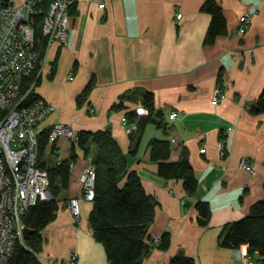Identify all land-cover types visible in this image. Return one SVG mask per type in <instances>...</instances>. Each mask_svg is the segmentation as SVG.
Listing matches in <instances>:
<instances>
[{
    "label": "crops",
    "instance_id": "0c3cea01",
    "mask_svg": "<svg viewBox=\"0 0 264 264\" xmlns=\"http://www.w3.org/2000/svg\"><path fill=\"white\" fill-rule=\"evenodd\" d=\"M23 1L10 0L14 6ZM206 1L76 0L70 11L69 44L55 42L47 51L38 69L39 82L32 88L38 98L56 107L39 133L57 123L73 124L77 132L110 127L126 154L132 139L121 119L126 110L141 107L145 92L154 94L155 108L163 111L162 120L171 128L148 125L137 156L129 157V168L158 203L152 240L169 234L171 244L167 250L152 247L141 264H171L178 255L196 264H245L237 257L238 249L221 245L222 230L264 200V113L252 110L264 90V0H214L225 16L227 34L212 45L205 44L212 20L202 10ZM248 12L253 13L249 27L240 33V19ZM90 83L88 97L79 104L78 97ZM217 88L225 98L213 105ZM124 98L126 108L112 110ZM172 111L179 113L174 121L169 117ZM223 136L224 157L219 146ZM153 139L171 142L172 162L187 154L199 180L195 197L185 193L183 181L158 174L150 159ZM47 150L73 162L57 217L43 231L40 261L67 264L77 253V264H110L105 247L93 236L92 201L83 196L81 176L91 160L80 150L73 158L72 141L65 137L48 144ZM244 158L252 159L255 174L241 169ZM71 199L78 201L79 221L68 208ZM198 201L210 206L207 226L198 223ZM242 247L248 251V245ZM251 257L247 264H264L258 253Z\"/></svg>",
    "mask_w": 264,
    "mask_h": 264
},
{
    "label": "trees",
    "instance_id": "16d2710c",
    "mask_svg": "<svg viewBox=\"0 0 264 264\" xmlns=\"http://www.w3.org/2000/svg\"><path fill=\"white\" fill-rule=\"evenodd\" d=\"M10 2V0H9ZM50 0H45L41 14L37 17V36L41 38L39 49L42 58L46 55L47 40L42 35V21L48 11ZM74 5L71 7V13ZM212 17L206 45H212L219 36L227 34V22L222 9L214 0H207L202 8ZM38 69L24 84V92L31 90L29 102L38 97L32 86L37 84ZM93 83H90L78 97L79 104L88 97ZM123 100L113 106L114 111L126 108ZM141 107L148 115L138 118L136 109L126 110L129 124L137 122L138 129L132 135V146L128 154L124 153L110 127L103 129H82L78 131L77 143L72 144L73 158L76 150L83 152L91 160L95 170L94 198L89 221L94 238L105 247L110 264H141L152 247L159 246L167 250L171 244L169 234H164L160 243L152 240L150 228L156 219L158 203L147 194L140 176L129 168V157L137 156L142 134L150 123L168 131V124L162 120L163 111L155 108V97L152 92L143 94ZM111 110V111H112ZM252 110L255 114L264 113V90ZM51 130V129H50ZM39 134V161L42 168L49 173V190L52 198L33 206L24 216L27 229L32 232L24 244H18L9 264H43L38 255L44 249L43 231L56 219L63 201V193L69 188L72 169V158L63 159L61 163L47 164L43 157L48 147L49 132ZM225 136L221 140L225 142ZM93 146L95 155L93 156ZM151 162L157 165L158 174L167 180H181L185 193L195 197L198 189V177L191 166L187 154L183 152L177 162L171 161V142L167 139H153L150 142ZM199 225L207 226L211 216L210 206L205 202L196 203ZM221 245L225 248L238 249L248 245L250 255L264 258V200L255 203L248 216L226 225L222 230ZM171 264H196L193 258L178 255Z\"/></svg>",
    "mask_w": 264,
    "mask_h": 264
},
{
    "label": "built area",
    "instance_id": "2783aa9c",
    "mask_svg": "<svg viewBox=\"0 0 264 264\" xmlns=\"http://www.w3.org/2000/svg\"><path fill=\"white\" fill-rule=\"evenodd\" d=\"M76 0H50L48 11L42 21V35L47 40L46 53L55 42L68 45L70 39V10ZM45 0H24L20 6L0 0V264H9L18 244H24V216L37 203L52 198L49 173L40 166L39 126L56 111V107L43 98L29 102V94L24 92L25 81L44 63L37 36L36 19L42 12ZM104 9L105 4L100 3ZM252 12L240 19V33H245L252 18ZM182 14L177 15L180 20ZM46 56V55H45ZM74 80V75L69 76ZM35 84V83H34ZM33 84V86H34ZM32 86V88H33ZM225 93L217 88L212 100L219 105ZM96 114V110L92 109ZM138 118L148 115L147 109H136ZM170 121L179 117L177 111L169 115ZM128 135L137 131V122L129 124L126 116L121 119ZM171 128V124H168ZM73 124H55L49 132L48 144L55 145L65 137L77 143L78 135ZM221 156L227 155L226 144L220 141ZM202 149L201 153H205ZM62 157L57 158L61 163ZM241 169L255 174L252 159L244 158ZM83 196L94 198L95 170L88 167L81 176ZM74 219L80 220V208L76 199L68 202ZM160 243V238H154ZM237 250V249H236ZM237 257L245 264L252 257L245 247L238 248ZM79 256L72 253L67 264H77Z\"/></svg>",
    "mask_w": 264,
    "mask_h": 264
},
{
    "label": "rangeland",
    "instance_id": "374dc122",
    "mask_svg": "<svg viewBox=\"0 0 264 264\" xmlns=\"http://www.w3.org/2000/svg\"><path fill=\"white\" fill-rule=\"evenodd\" d=\"M148 125H150L154 128L157 127L155 123H150ZM56 160H57V156H54V154H49L48 150H47L44 157H43V162H46L47 164H52V163L56 162ZM157 238H160V241H161V237H157ZM39 257L43 258L42 253L39 254Z\"/></svg>",
    "mask_w": 264,
    "mask_h": 264
},
{
    "label": "water",
    "instance_id": "95a60500",
    "mask_svg": "<svg viewBox=\"0 0 264 264\" xmlns=\"http://www.w3.org/2000/svg\"><path fill=\"white\" fill-rule=\"evenodd\" d=\"M6 1H8V0H6ZM31 232H32L31 230L26 229V231H25V239L29 236V234H30Z\"/></svg>",
    "mask_w": 264,
    "mask_h": 264
}]
</instances>
